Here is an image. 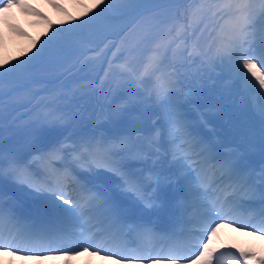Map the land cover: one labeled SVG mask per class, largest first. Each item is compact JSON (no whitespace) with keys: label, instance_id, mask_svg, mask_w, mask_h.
Instances as JSON below:
<instances>
[{"label":"snow or ice","instance_id":"snow-or-ice-1","mask_svg":"<svg viewBox=\"0 0 264 264\" xmlns=\"http://www.w3.org/2000/svg\"><path fill=\"white\" fill-rule=\"evenodd\" d=\"M176 2L188 3L193 15L210 12L221 19L227 17L207 47L200 49L193 43L191 50H186L187 58H199L201 63L209 65L226 64L234 78L242 81L246 88L257 90L264 98V91H260L264 90V31L258 43L250 38L254 36L258 19L264 24V0H209L207 5L203 0ZM147 3L149 0H98L91 8L81 5L83 11L76 17L62 20L58 25L49 22L51 35L46 33L42 41H33L22 57L0 60V101L7 81L14 77L25 81L39 79L36 73L40 66L56 65L84 49L110 21L127 17ZM51 6L62 9L58 3L53 2ZM14 8L21 9L25 16L48 20L26 0H0V16L14 36H27L19 25L8 22ZM163 63L158 52H154L145 71L156 77L151 95L167 107L168 136L174 145L172 155L180 169L186 195L203 198L201 207L205 210L201 213L199 226L189 230L185 241L173 242L159 251L124 255L111 250L119 247L115 226L127 222L131 214L139 215L140 222L134 230L142 238L155 235L152 222L144 221L143 217L160 207L159 197L146 195V192L153 185L159 188L163 180L155 168L149 169L147 178L132 171L129 161H147L159 153L156 146L158 130L144 137L148 148L153 150L148 152L138 146L139 137L133 138L131 134H117L111 138L81 137L71 152H66L63 146L40 152L38 145L42 136H37V146L33 150L40 154L33 160L42 166V179H36L41 173L31 170V162H25L15 150L5 147L0 135V252H11L15 256L50 247L66 238L63 230L54 231L22 217L19 201L6 190L9 184L30 189L26 194L38 201V210L58 224L96 221L93 224L95 231L90 228L74 235L82 245H87L83 251L92 248L97 255L107 251L110 257H120L118 264H220L225 257L218 253L214 241L225 222L245 231L252 230L253 235L264 236V208L254 219L237 216V209L243 207L240 194L249 200L258 197L264 204V186L258 190L236 159L225 157L217 150L216 142L202 136L187 122L180 111L181 89L177 73L165 69ZM212 107L215 106L210 109ZM254 109L264 126V103L254 105ZM62 120L63 117H58L46 122L56 126ZM2 121L3 110L0 108V124ZM84 168L90 172L103 169L104 175L81 178L79 169ZM261 179L264 181V170H261ZM227 258L231 264H264V249L259 252L252 248L229 250Z\"/></svg>","mask_w":264,"mask_h":264},{"label":"rangeland","instance_id":"rangeland-1","mask_svg":"<svg viewBox=\"0 0 264 264\" xmlns=\"http://www.w3.org/2000/svg\"><path fill=\"white\" fill-rule=\"evenodd\" d=\"M26 2L38 8L41 12H43L48 17V20L45 21L35 16H25L22 13L21 9L14 8L12 10L11 15L8 18V22L11 24L19 25V27H21L27 33V36H18V35L14 36L9 31L8 24L5 23L4 18L0 16L2 19L0 23V60H3L5 58H11V57H22V53L24 52V50L29 48L32 45L33 41H37V42L42 41V39L45 38L46 33L47 35L50 34L49 33L50 31L49 22H51V24L53 25H58L62 21L63 17L66 20H69L71 17H69V15L66 16L65 13H69L70 16L76 17L77 15H80L81 12L83 11V8L81 7V5H86L87 7L91 8L94 6L95 3L98 2V0H26ZM53 2L62 5V9L58 10L56 8H53L51 6ZM62 2L63 4H66V6L63 5ZM68 8H70V10H67ZM143 8L144 7H141L140 9H138V11H141ZM258 22H259V19H258ZM222 25H224V23L219 21L213 29L207 30V32H209L208 39H206L203 34H200L196 40L197 47L200 49L206 48L208 43L212 40V38L215 37L218 32H220ZM139 32L140 30L137 33L139 34ZM254 35L256 37L254 38L256 39V43H258L259 37H261V35L259 34L256 26L254 29ZM129 43L130 45H137L136 47L139 49L144 48V45L141 44L137 36H132L131 39L129 40ZM188 46L189 45L187 42L179 41L176 46L177 48L175 50H179L183 52V47H184V50H186L188 49ZM37 47H38V44H37ZM191 48L192 47H190V50ZM33 51H35V49H33ZM106 51H107V46L103 47L102 50L100 51L101 56H100L99 61H97V56H94L91 54V50L87 51L88 55L91 54L90 56H87V58L85 59V61L88 60L87 61L88 66L85 69H83V67L80 64L78 65V68L76 69V71H74V66L79 62V59L75 57H70L67 63H63L64 61H61L60 63L56 64L57 67L53 66L54 68L52 69L49 64H45L46 71L42 73L41 76L46 77V79H52L54 76L59 75V77L62 78V81L65 83V86L63 87L65 90L64 97L66 100L69 101L70 106L72 105L73 112L75 113V115L74 114L72 115V123L69 126L72 129L79 127V126L83 128L82 123H84L86 119L83 121L81 117L85 114H88V116H90V111L94 109V104H95L94 102L95 96L93 95V93H96V92L98 93L99 97L103 98V100L104 99L109 100V103H110V106L107 108V112L110 118L106 120H102L100 118L99 120V122L103 124L104 127L109 128L113 119L116 122H119L123 120L125 116L129 117L127 116L129 114L128 111L126 110L127 106H125V108H121L120 104H116V106L112 104L111 101H114L116 97V93L114 92L113 88L110 87L109 82L105 81L104 83H101L103 86H101L97 90L95 89V87H93V84H92L95 82L93 81V79H90V76L93 73L92 71L94 70V66L101 62V59L104 54H105V59L107 58ZM113 54H116V51L113 52ZM110 56L114 58L111 53H110ZM178 58L179 56H175L174 58H172V61L180 70L184 71V69L182 68L183 63ZM199 60H200L199 58H192L193 62L197 61L198 63L196 67V71L193 70L195 71L196 74L194 77L187 76V80L198 83L197 79L199 77L201 81L199 83L202 84V87L204 88L203 90L205 92H201V91L199 92L198 90H188L187 92L190 94L191 98L198 102L201 100L213 101L214 104L209 105V108L210 106H213V105L215 107H212L211 109L218 108L217 102L219 104L227 103L228 107H232L233 102H235L236 96L234 93H231V90L228 86L229 85V81L227 79L228 76L226 77L225 75H223L224 72L222 69V65L220 63H215L211 65L203 64V63L198 62ZM85 61H81V63H84ZM109 61L111 62V60ZM113 64H118V63L114 61ZM64 72H66V74ZM66 75H69L70 78L67 77V79H64ZM122 75L119 74V72H117L116 74L115 78L116 79L120 78L122 80L118 82V86H120L122 90L123 88L130 89L132 93L130 95H131V99L133 98V102L137 104L138 107L143 112H145V114L147 113V114L152 115V122H154L153 130L159 131L160 135L157 139H161L162 135L164 134V127H163V124L160 123L161 120L158 119L156 115H154L156 112L155 109L157 108L155 106L151 108V99L153 97L151 95V90L155 84V81H153L149 77L144 78L142 81H139L138 78H136L133 74L129 73L127 70H124V72H122ZM71 81H73V84L71 83ZM77 82L79 84L77 86L79 90L76 87ZM70 83H71V89L69 90ZM19 84L21 85L22 89L27 88L28 92H31V90L28 89V87L26 86V85H30L29 83L24 84L23 82H20ZM189 85L191 86V88L196 87V85H193L192 83H189ZM31 86L34 87L35 85H31ZM46 86H47V82H42V83H39L37 86H35V92L39 89H41L42 91L41 94L36 97L38 101H40V99H42L44 96H49L50 93L47 94L44 90ZM57 90H59V88ZM57 90H55V93H54V100L55 102H60L62 100V97L59 91ZM115 91L117 92V90ZM73 93H75L76 97H72ZM71 99H75V100L71 101ZM13 101H16V99H13ZM161 103L164 104L162 100H161ZM185 103H187L186 105L189 106L191 105L192 102L186 97ZM164 108L167 113L166 105L164 106ZM187 111L189 112V110ZM117 112H119L118 116L116 115ZM185 118L187 120H190V115H187ZM192 118L196 120V119H199L200 117L197 115V113L194 112ZM135 119L137 123V119H139V117L135 116ZM14 123L17 127V133H19L22 128L21 129L18 128L17 121H15ZM47 129L50 130L51 132H54L53 128L47 127ZM137 136L139 137V140H141L140 144H142V147H144V145L147 143L142 139L143 138L142 135L138 134ZM225 233H226L225 235L229 236V240H232L235 238H238L240 240L245 239V241L248 244L251 243V245H253L256 249H258V252L261 249H264V241L260 243V241L256 239V237H252L254 235H251L250 236L251 238H249L246 234L243 235L244 234L243 232L234 233L231 231H227ZM220 241L221 239H218L216 237L214 242L216 244H219ZM225 243H228V241H226ZM214 247L217 249L216 245H214ZM4 257L5 256L0 255V262H2L1 264H6ZM105 262L106 264H111L110 261L108 260ZM71 264H83V261L77 259ZM92 264H97V258L93 260Z\"/></svg>","mask_w":264,"mask_h":264},{"label":"trees","instance_id":"trees-1","mask_svg":"<svg viewBox=\"0 0 264 264\" xmlns=\"http://www.w3.org/2000/svg\"><path fill=\"white\" fill-rule=\"evenodd\" d=\"M143 7L142 10L145 13L143 18L139 17L137 10L127 17L110 21L109 28L103 30L98 34V37H93L92 39L100 40L99 44L105 42V39L116 44L120 37H125L129 33H133L145 23L162 30L164 32L163 34H170L173 39H176L175 34L180 32L184 23L182 15L185 14L189 24H192L198 15L191 13L188 3H177L176 0H149V3ZM202 16L201 14L199 19Z\"/></svg>","mask_w":264,"mask_h":264}]
</instances>
